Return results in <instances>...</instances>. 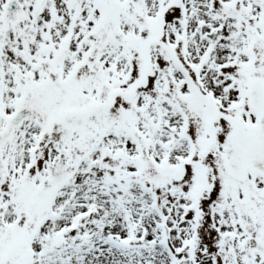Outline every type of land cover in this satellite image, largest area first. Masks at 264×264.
Masks as SVG:
<instances>
[{"label": "snow or ice", "instance_id": "1", "mask_svg": "<svg viewBox=\"0 0 264 264\" xmlns=\"http://www.w3.org/2000/svg\"><path fill=\"white\" fill-rule=\"evenodd\" d=\"M0 264H264V0H0Z\"/></svg>", "mask_w": 264, "mask_h": 264}]
</instances>
